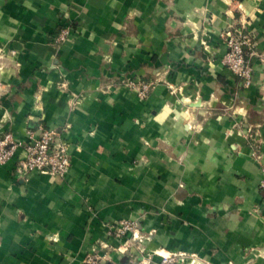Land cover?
Wrapping results in <instances>:
<instances>
[{"label":"crops","instance_id":"obj_1","mask_svg":"<svg viewBox=\"0 0 264 264\" xmlns=\"http://www.w3.org/2000/svg\"><path fill=\"white\" fill-rule=\"evenodd\" d=\"M234 25L247 87L220 60ZM0 50V136L64 128L71 159L65 177L0 164V264L144 255L122 220L155 261L264 264V0H0Z\"/></svg>","mask_w":264,"mask_h":264},{"label":"built area","instance_id":"obj_2","mask_svg":"<svg viewBox=\"0 0 264 264\" xmlns=\"http://www.w3.org/2000/svg\"><path fill=\"white\" fill-rule=\"evenodd\" d=\"M63 34L61 35V37ZM220 37L226 46V51L221 57V63L236 76H238L244 86H249L252 80L251 67L248 64V55L253 51L252 38L244 25L229 26L224 28ZM247 47V50L245 49ZM129 84L138 92V95L145 97L151 84L141 80H131ZM66 129H58L37 124L33 129L26 131L24 139L15 138L10 132L0 136V164L7 162L13 156L16 157V170L20 174H26L37 170L42 173H50L59 177H65L70 169L71 159L68 151L69 139L65 136ZM262 176L259 187L264 199V166L261 168ZM116 237L125 238L124 244L132 246L136 240L140 242L137 247L145 253L140 257H133L125 262H113L112 264H175L180 259L179 253L161 255L160 260L153 259L154 254H159L158 250L146 251L142 248V235L138 233V225L133 220H122L111 225ZM129 235V236H128ZM102 258L96 253H88L84 259V264H103Z\"/></svg>","mask_w":264,"mask_h":264},{"label":"rangeland","instance_id":"obj_3","mask_svg":"<svg viewBox=\"0 0 264 264\" xmlns=\"http://www.w3.org/2000/svg\"><path fill=\"white\" fill-rule=\"evenodd\" d=\"M12 55H14V52L0 50V71L4 69L5 59L10 58Z\"/></svg>","mask_w":264,"mask_h":264}]
</instances>
